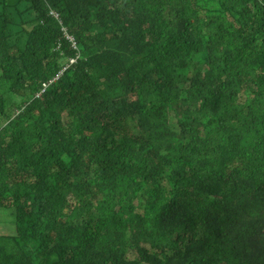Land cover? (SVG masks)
Here are the masks:
<instances>
[{
	"label": "trees",
	"instance_id": "trees-1",
	"mask_svg": "<svg viewBox=\"0 0 264 264\" xmlns=\"http://www.w3.org/2000/svg\"><path fill=\"white\" fill-rule=\"evenodd\" d=\"M17 5L0 264H264V0Z\"/></svg>",
	"mask_w": 264,
	"mask_h": 264
},
{
	"label": "clouds",
	"instance_id": "clouds-1",
	"mask_svg": "<svg viewBox=\"0 0 264 264\" xmlns=\"http://www.w3.org/2000/svg\"><path fill=\"white\" fill-rule=\"evenodd\" d=\"M18 1L19 0H11V7L14 8V9H16L17 6H18L17 5V2ZM49 16H52L55 20H57L59 22V24L61 25V27H59V28L63 32V37L66 38V40H68V41H72L73 42V45L72 46L74 47L75 46V42L73 40V37L67 32V30L65 29V27L62 26V24H61V22L59 20L58 14L55 11L51 10L49 12ZM59 47H60V45H58L56 47V49H58ZM41 91L43 92L44 90H41ZM39 96H40V94H37V97H39ZM18 113H19L18 111H15V113L13 114V116L15 117Z\"/></svg>",
	"mask_w": 264,
	"mask_h": 264
},
{
	"label": "rangeland",
	"instance_id": "rangeland-1",
	"mask_svg": "<svg viewBox=\"0 0 264 264\" xmlns=\"http://www.w3.org/2000/svg\"><path fill=\"white\" fill-rule=\"evenodd\" d=\"M203 14V13H202ZM12 219V218H11ZM5 220V217H1L0 218V222H6V221H10V218H6ZM4 224V223H3ZM12 229L15 230L14 228V225H12ZM10 231V228L9 227H6V226H1L0 227V233L3 234V233H9Z\"/></svg>",
	"mask_w": 264,
	"mask_h": 264
}]
</instances>
